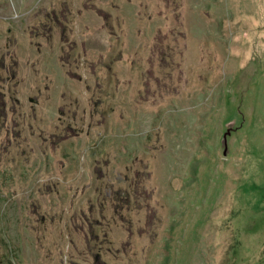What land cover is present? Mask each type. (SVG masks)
Returning a JSON list of instances; mask_svg holds the SVG:
<instances>
[{"label":"rangeland","instance_id":"obj_1","mask_svg":"<svg viewBox=\"0 0 264 264\" xmlns=\"http://www.w3.org/2000/svg\"><path fill=\"white\" fill-rule=\"evenodd\" d=\"M0 264H264V0H0Z\"/></svg>","mask_w":264,"mask_h":264}]
</instances>
